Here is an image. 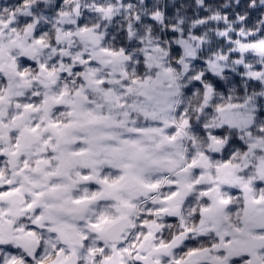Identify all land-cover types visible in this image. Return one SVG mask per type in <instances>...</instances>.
<instances>
[{
    "label": "rangeland",
    "instance_id": "1",
    "mask_svg": "<svg viewBox=\"0 0 264 264\" xmlns=\"http://www.w3.org/2000/svg\"><path fill=\"white\" fill-rule=\"evenodd\" d=\"M261 5L264 8V0ZM80 7L62 13L57 19L41 14L40 19H34L33 26L28 22L21 32L16 29L15 19L0 20V70L10 83L12 79L17 80L15 76L19 81L26 78L19 73L16 58L22 55L24 48L34 45L36 53L29 60L34 70L29 71L27 78L29 93L33 92L34 99L43 102L33 108L45 110L51 101L53 105L54 101H59L60 88H66L63 74H70V79L75 81V68H80L84 84L72 98L83 115V120L76 122L74 132L81 140L80 150L91 149L97 166L105 161L115 168L114 187L126 179L129 183L133 178L138 184L135 189L127 187L128 192L119 194L117 203L108 208L105 203H92V209L96 213L98 210V215L95 217L97 224L90 226L91 231L94 229L100 235L104 228L125 217L130 225L120 245L106 243L101 235L93 241L92 247L88 239L87 243H81L82 248L72 249L79 257V264H90L91 250L95 264L100 259L101 264H241L244 261L264 264V129L262 134L253 135L259 124L257 100L251 97L242 105L212 109L208 108L207 100H201L196 120L203 122L204 141L193 133L185 111L178 109L187 84L196 76L200 80L201 76L196 72L189 76L199 57L215 75L221 76L228 70L243 71L247 78L264 86V43L252 41L250 35L238 30L235 23L225 20L224 28L218 31L224 45L209 60L206 54L203 55L207 50L202 45L204 38L190 33L187 39L181 37L177 42L181 49L178 71L171 61L169 41L165 47L158 37L146 35L140 51L142 58L134 55L125 66H121L110 63L114 54L102 48L105 25L95 24L87 28L79 25L83 14ZM102 14L107 21L115 16L110 8L103 10ZM25 15L29 17V13ZM46 18L57 25L59 22L55 48L42 44L35 37L38 24ZM163 19L161 15L160 24ZM250 57L257 58L261 69ZM41 67L46 69L49 80L55 82L50 89L45 83L33 89ZM138 69H142L140 76H136ZM122 70L128 74H131L128 70L132 71L128 81L122 80ZM188 76L191 77L189 80ZM17 92L22 91L17 88ZM90 92L92 96L88 95ZM207 95L206 89L205 99H209ZM66 97L60 100L64 101ZM223 128L230 130L227 136L235 133L246 144L245 150L238 156L234 154L230 160L223 159L227 145V136L219 134ZM150 129L156 133L148 134ZM228 172L232 181L226 190L221 180ZM80 176L84 177L81 171ZM88 180L95 181L90 177ZM184 185L190 188V194L182 199ZM215 186L219 188L217 202L208 197L210 189ZM232 191H237L234 197L238 200H232ZM142 200L151 203H141L140 206ZM55 204L52 201V205ZM148 205L153 206L152 209H145ZM80 209L82 211L84 207ZM85 213L81 216L88 220V215L83 217ZM196 214L197 222L194 223ZM141 217L148 220L141 221ZM171 218L177 224L175 229ZM149 226L156 229L154 234L149 232ZM85 228L88 229L81 226L82 235L86 234ZM166 228L174 229L168 241L164 239ZM147 237L152 238L153 245L150 252L145 253L142 244ZM206 238L213 241V245L185 255L180 252L184 251L187 242ZM56 244L50 239L51 246ZM85 248L89 253L84 251ZM68 256L63 255L70 262Z\"/></svg>",
    "mask_w": 264,
    "mask_h": 264
},
{
    "label": "flooded vegetation",
    "instance_id": "2",
    "mask_svg": "<svg viewBox=\"0 0 264 264\" xmlns=\"http://www.w3.org/2000/svg\"><path fill=\"white\" fill-rule=\"evenodd\" d=\"M26 48L15 59L20 66V72H16L26 78L19 81L15 76L17 80L10 83L0 70V264H70L72 255L79 261L72 249L82 248L81 243H87L88 239L92 247L98 236L104 238L103 232L110 226L100 231V235L94 229L91 231L90 226L97 224L98 215L92 203H105L108 208L117 203L119 194L131 188L128 179L114 187L115 168L105 161L97 166L91 149L80 150L81 140L74 132L76 122L83 120V115L72 98L84 84L81 73H74L72 87L60 88L55 105L51 101L45 110L33 108L43 102L35 100L33 92L29 93V71L33 68L25 55ZM9 69L12 71L11 65ZM62 77L70 79L71 75ZM35 81L33 89L43 83L47 89L55 86L49 78ZM66 95V100H60ZM89 177L95 181H89ZM52 201L56 204L52 205ZM81 213L89 219L83 220ZM129 225L130 221L128 229ZM81 226L88 227L86 234H81ZM155 232L156 229L152 234ZM50 239L58 244L51 246ZM121 239L113 244L104 238L110 245H120ZM69 251L70 262L63 257ZM84 251L89 253L87 248ZM92 252L89 263L95 264ZM97 264H101V259Z\"/></svg>",
    "mask_w": 264,
    "mask_h": 264
},
{
    "label": "trees",
    "instance_id": "3",
    "mask_svg": "<svg viewBox=\"0 0 264 264\" xmlns=\"http://www.w3.org/2000/svg\"><path fill=\"white\" fill-rule=\"evenodd\" d=\"M263 0H0V20L8 17L16 20V29L20 32L28 25L33 26L34 19L40 15H48V18L57 19L62 13H70L81 5L83 12L79 25L87 28L90 26L105 25V38L102 39V48L106 52L119 54L126 52L128 59L139 56L144 44L146 35L158 37L162 46H166L169 41V50L171 51V61L179 71L180 46L177 44L182 37H188L192 34L197 38H204L203 46L207 49L203 55H207V60L212 58L217 49L224 45V39L218 36V31L224 28V21L235 23L238 30H244L249 34L252 41L264 43V8L261 3ZM93 7V9H91ZM110 8L115 16L112 20H105L102 14L103 10ZM29 13V17L25 15ZM164 16L163 23L158 19ZM3 16V17H2ZM3 18V19H2ZM46 18L38 24L35 30V37L42 44L49 47H56L58 41L57 23H53ZM217 19H220L217 21ZM89 20V21H88ZM240 20V21H239ZM88 22V23H87ZM106 25H108L106 27ZM163 27V29H162ZM143 41V42H142ZM255 66L261 69V63L257 58L250 57ZM140 63L138 67L141 65ZM207 63L202 57H199L191 67L190 75L195 72L200 77H193L187 84L182 94L178 109L183 112L192 126V131L202 141L206 139V131L203 128L202 120H196V111L199 103L207 100L208 108L226 107L230 105H242L249 98L255 97L257 100V110L259 116L258 128L253 132L262 134L264 129V86L253 81L241 72L225 71L221 76L213 74L207 67ZM80 68H75L77 75L81 73ZM129 78L132 71L128 70ZM66 74V73H64ZM142 74V69H138L136 76ZM65 76V75H64ZM189 76L187 80H189ZM206 89L207 97L204 98ZM210 90L212 96L210 97ZM190 98V102H189ZM207 109V108H206ZM222 136H227V128L219 131ZM246 144L242 138L233 133L227 136L226 150L223 153V159L230 160L236 154L237 156L245 150ZM220 156V155H215ZM153 206H147L145 209H152ZM142 221L147 218H140ZM197 219H194V223ZM173 228L177 227L176 222ZM173 229V230H174ZM173 230L165 229L164 239L166 241L171 237ZM213 245L209 238L202 240H191L184 245V252L195 251Z\"/></svg>",
    "mask_w": 264,
    "mask_h": 264
},
{
    "label": "water",
    "instance_id": "4",
    "mask_svg": "<svg viewBox=\"0 0 264 264\" xmlns=\"http://www.w3.org/2000/svg\"><path fill=\"white\" fill-rule=\"evenodd\" d=\"M26 54L29 55V57L33 56L35 54V50L33 45H30L28 49L25 50ZM128 60V57L125 53H121L115 56H112L110 63H117V64H125ZM40 77L46 78L45 70H40ZM26 86V84H23ZM223 182L229 183L230 182V175L226 174L223 177ZM137 186L136 180H132L130 183V187L134 188ZM190 190L188 186H184L182 189V198H186L189 194ZM210 197L213 199H216L218 196L217 188L212 189L210 192ZM22 202H20L21 204ZM128 228V220L127 218H122L115 222L114 224L110 225L107 229L104 230L103 235L105 239L110 243H118L122 237V235L126 232ZM152 230V228H151ZM152 247V240L146 239L145 242L142 245V249L145 252L150 251ZM73 264H76V261L73 259Z\"/></svg>",
    "mask_w": 264,
    "mask_h": 264
}]
</instances>
